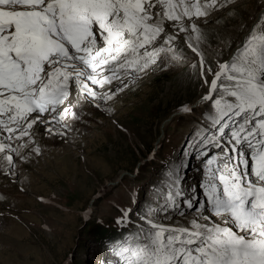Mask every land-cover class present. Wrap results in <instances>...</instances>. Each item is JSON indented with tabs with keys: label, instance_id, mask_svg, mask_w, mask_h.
<instances>
[{
	"label": "snow or ice",
	"instance_id": "snow-or-ice-1",
	"mask_svg": "<svg viewBox=\"0 0 264 264\" xmlns=\"http://www.w3.org/2000/svg\"><path fill=\"white\" fill-rule=\"evenodd\" d=\"M231 3L0 0V174L40 154L38 130L65 138L85 105L110 112L148 70L186 67L206 88L196 143L204 199L182 188L185 151L155 205L137 222L130 209L118 219L137 225L131 240L105 251L113 264H264V14L227 60L213 65L202 48L201 19Z\"/></svg>",
	"mask_w": 264,
	"mask_h": 264
},
{
	"label": "rangeland",
	"instance_id": "rangeland-1",
	"mask_svg": "<svg viewBox=\"0 0 264 264\" xmlns=\"http://www.w3.org/2000/svg\"><path fill=\"white\" fill-rule=\"evenodd\" d=\"M262 14L264 0H232L206 25L202 18L207 60H227ZM181 47L192 56L183 42ZM205 91L186 67H158L119 93L112 111L85 105L65 138L38 130L40 154L17 158L15 176L0 174V264H103L106 256L113 264L105 249L131 240L137 226L118 219L130 209L137 222L155 205L168 170L186 159L185 151L190 156L182 188L190 194L195 187L203 200L198 185L204 164L196 155L203 108L196 117L172 116Z\"/></svg>",
	"mask_w": 264,
	"mask_h": 264
},
{
	"label": "bare ground",
	"instance_id": "bare-ground-1",
	"mask_svg": "<svg viewBox=\"0 0 264 264\" xmlns=\"http://www.w3.org/2000/svg\"><path fill=\"white\" fill-rule=\"evenodd\" d=\"M215 19V18H214ZM145 81V80H144ZM204 107L203 103L200 101H197L196 104L192 105L191 108L193 109V113L191 115H193L194 117L197 116V112H196V109L200 110ZM182 113V114H180ZM177 114H180V115H184L185 113H183L182 111L181 112H178ZM185 115H188V114H185ZM76 126V125H75ZM38 162V161H37ZM36 165V164H35ZM112 183V182H111ZM109 186V185H108ZM113 187V186H112Z\"/></svg>",
	"mask_w": 264,
	"mask_h": 264
},
{
	"label": "water",
	"instance_id": "water-1",
	"mask_svg": "<svg viewBox=\"0 0 264 264\" xmlns=\"http://www.w3.org/2000/svg\"><path fill=\"white\" fill-rule=\"evenodd\" d=\"M177 113H175L172 117L176 116ZM168 121H170V119ZM167 122H165L164 124H166ZM123 176H124V174H122L115 183H111V185H113V186L117 185L122 180Z\"/></svg>",
	"mask_w": 264,
	"mask_h": 264
}]
</instances>
